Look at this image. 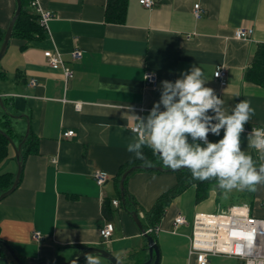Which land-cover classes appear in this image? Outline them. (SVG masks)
Listing matches in <instances>:
<instances>
[{"label":"crops","instance_id":"crops-1","mask_svg":"<svg viewBox=\"0 0 264 264\" xmlns=\"http://www.w3.org/2000/svg\"><path fill=\"white\" fill-rule=\"evenodd\" d=\"M113 1L40 0L54 15L49 32L32 41L12 37L0 62L4 105L0 104V123L11 126L16 146L22 144L23 162L17 188L0 200V238L25 264H62L81 247L104 248L124 264L149 260L147 239L133 214L147 227L145 211L177 184L176 172H132L125 185L137 201L135 211L121 203L114 206L112 201L122 199L124 173L146 166L126 150L136 136L132 131L136 116L146 117L159 101L161 81L174 82L192 65L202 69L209 80L206 86L223 99L229 112L240 100L251 102L255 115L245 125L242 147L257 167L264 163L255 149L248 148L246 138V130L264 128V86L245 77L258 46L264 44V0H155L152 9L140 0H124L127 13L122 23L107 20ZM195 4L202 9L199 18L194 15ZM16 10V0H0L2 32L8 30ZM26 10L36 16L30 6ZM241 27L254 30L251 40L236 39L235 32ZM53 48L74 71L68 82L44 56L45 50ZM76 49L83 51V57L73 61ZM220 67L227 70L226 85L215 79ZM147 72L158 76L156 87L145 83ZM31 81L37 85L31 86ZM70 130L75 136L63 137ZM221 137L210 135L209 140ZM8 143L0 156V176L10 174L15 180L18 160ZM147 149L143 152L149 160ZM96 171L109 176L104 186L95 182ZM259 185L264 196V183ZM218 198L213 188L207 199L197 202L193 185L169 205L155 237L159 264H198L189 252L193 220L196 213L222 211L224 205ZM180 214L188 224L175 229ZM107 222L115 229L111 241L103 243L100 231ZM35 231L43 239L35 240ZM0 249L1 258L17 264L3 245ZM80 263L85 264V259ZM0 264L5 263L0 260ZM100 264L111 263L100 256ZM209 264L243 263L211 257Z\"/></svg>","mask_w":264,"mask_h":264},{"label":"clouds","instance_id":"clouds-1","mask_svg":"<svg viewBox=\"0 0 264 264\" xmlns=\"http://www.w3.org/2000/svg\"><path fill=\"white\" fill-rule=\"evenodd\" d=\"M208 81L196 65L174 82L161 81L159 101L146 117L136 116V136L126 150L150 163L143 152L147 147L164 168L187 169L195 181L214 179L225 198L234 189L255 191L264 183V163L257 167L242 147L245 125L255 109L250 101L240 100L229 112L223 99L206 86ZM209 135L221 138L213 142ZM246 138L248 148L264 161V128H251ZM84 259L85 264H100L98 253H85Z\"/></svg>","mask_w":264,"mask_h":264},{"label":"built area","instance_id":"built-area-1","mask_svg":"<svg viewBox=\"0 0 264 264\" xmlns=\"http://www.w3.org/2000/svg\"><path fill=\"white\" fill-rule=\"evenodd\" d=\"M141 5L147 9H152L155 0H140ZM30 7L33 9L38 18L39 24L46 32H49V22L54 18L51 11L43 8L40 0H32ZM200 4L194 5V15L199 18L201 16ZM254 30L248 27L238 28L235 32L236 39L251 40ZM44 56L49 65L55 70H61L64 74L66 82L74 76V71L67 65L61 52L57 48L47 49ZM83 51L76 49L72 53V60L78 61L82 59ZM215 79L221 85L227 84V70L220 67L215 72ZM145 83L148 86L156 87L158 76L156 73L147 72L145 75ZM31 86H36V81H31ZM76 108L80 109L81 104L77 103ZM136 125L132 127V131ZM252 128H259L254 126ZM247 133L251 129L246 130ZM135 133V132H134ZM75 136V132L70 130L63 133V137L71 138ZM210 136V135H209ZM209 138V137H208ZM94 180L99 186H104L109 180V176L103 171L94 173ZM114 206H119V200H113ZM188 224L187 219L183 215H178L174 221V228ZM193 233L190 237V255L195 256L198 264H209L211 257H229L240 260L243 264H264V196L254 208L252 213L248 204H238L227 208L226 211L217 213H196L193 220ZM114 224L107 222L101 229L100 234L103 243L111 241ZM160 227H151L146 230L147 234H157ZM35 240L43 239V235L39 231L33 234Z\"/></svg>","mask_w":264,"mask_h":264},{"label":"trees","instance_id":"trees-1","mask_svg":"<svg viewBox=\"0 0 264 264\" xmlns=\"http://www.w3.org/2000/svg\"><path fill=\"white\" fill-rule=\"evenodd\" d=\"M32 0H21L22 2V12L15 22L13 28V35L12 37H20L25 40L32 41L34 39H38L44 36L45 30L43 27L40 26L37 16L32 15L31 12H28L26 8L30 6ZM127 13V3L124 0H116L111 2L108 6L107 10V20L109 22L114 23H122L125 19ZM5 37V33L0 30V47L3 43ZM246 79L249 81H253L259 85L264 86V44L258 46V50L256 55L253 59L251 67L246 72ZM1 129H5V133L12 137V128L10 125L6 124L5 122L0 123ZM9 140L6 136H4L0 132V156L2 157L5 154V149ZM148 151V158L147 161L150 163H143L146 166H160L163 167L162 162L160 161L158 156L153 155L151 149H147ZM164 168V167H163ZM166 170H170L164 168ZM126 171L123 170V173ZM178 177L177 184L171 188L170 190L163 193L156 201V203L152 206V208L148 211H145V217L147 218L149 225L145 227L149 229L151 227H157L161 224L166 210L169 205L178 197L180 196L187 188L190 186H196L197 190V202H201L208 198L210 191L216 186V181L209 180V181H195L191 178V173L187 169H181L175 171ZM14 177L10 174H4L0 176V194L8 191L13 185ZM122 192H120L121 195ZM124 197H121L120 203L125 206V209L128 211L130 210H137L138 204L132 196L126 190V185L123 190ZM237 195V201L232 202L229 204L230 206L238 205V204H248L251 207L252 213H254V208L256 207V198H255V191H248V190H240ZM122 196V195H121ZM219 203L220 200L218 198ZM222 205V204H221ZM228 208L224 206L222 211H226ZM156 237V234H151ZM1 240V238H0ZM1 245V244H0ZM2 250L0 249V256H2ZM1 258V257H0ZM79 264V263H78ZM81 264V263H80Z\"/></svg>","mask_w":264,"mask_h":264},{"label":"water","instance_id":"water-1","mask_svg":"<svg viewBox=\"0 0 264 264\" xmlns=\"http://www.w3.org/2000/svg\"><path fill=\"white\" fill-rule=\"evenodd\" d=\"M17 1V10L16 13L9 25L8 30L5 33V37L3 40V43L0 47V62L3 59V57L5 56L8 46H9V42L10 39L12 38L13 35V28L15 25V22L17 21V19L19 18L21 12H22V2L21 0H16ZM0 104L4 107L3 105V101H2V97L0 96ZM10 117H13V115H10ZM0 132L6 136L9 140V142L11 143V145L13 146V148L16 151V157L18 160V172L17 175L15 177L14 183L12 185V187L2 193L0 195V200H2L3 198H5L6 196H8L9 194H11L18 186L19 184V180H20V175H21V171H22V144H19L18 146H16V144L14 143L13 139L7 135L1 128H0ZM28 135V133H27ZM139 169H147V170H158V171H164L165 169L163 167L160 166H156V167H152V166H136V167H132L131 169L127 170L122 179H121V191H122V197H124L123 194V190L125 188V180L126 178L134 171L139 170ZM133 217L135 219V222L137 223L139 229L142 231V233L144 234L145 238L147 239L148 245H147V249L146 251L148 252L149 255V260L145 261L143 264H159L160 261V250H159V246L157 245L156 239L153 235L147 234L146 230L143 226V224L141 223L137 213L133 214ZM0 244L3 245L5 247V249L14 257L15 261L17 264H25L23 263L14 253L13 249L4 241L0 240ZM94 253V254H100V256L106 260L109 261V263L111 264H124L121 259L117 258L116 256H114L110 251L101 248V247H81L78 248L77 254L75 255V257L73 259H71L70 261H67L65 263L62 264H77L80 263L84 260V254L85 253ZM2 262H4L5 264H9V262L7 261V259L5 258H1L0 259ZM39 264H52L50 262H41Z\"/></svg>","mask_w":264,"mask_h":264},{"label":"rangeland","instance_id":"rangeland-1","mask_svg":"<svg viewBox=\"0 0 264 264\" xmlns=\"http://www.w3.org/2000/svg\"><path fill=\"white\" fill-rule=\"evenodd\" d=\"M215 191L218 193L219 195V200L221 202L222 205L227 206L229 204H231L232 202H235V200L237 201V193L240 192V190H233L232 192L228 193L227 198L224 197V195L222 194V192L215 186L214 187ZM263 196V188L261 185H258V187L256 186V190H255V200H256V205H258V203L261 201ZM217 212H221V210H219L218 208L210 211L209 213H217Z\"/></svg>","mask_w":264,"mask_h":264}]
</instances>
